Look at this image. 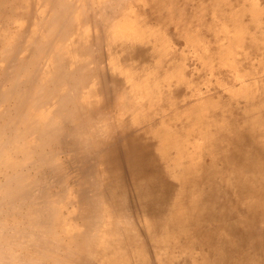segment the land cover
Listing matches in <instances>:
<instances>
[{
    "label": "bare ground",
    "instance_id": "1",
    "mask_svg": "<svg viewBox=\"0 0 264 264\" xmlns=\"http://www.w3.org/2000/svg\"><path fill=\"white\" fill-rule=\"evenodd\" d=\"M205 1L0 0V264H264V62L220 184L197 164L223 136L192 125L222 112L183 114L170 49ZM246 34L264 48V3Z\"/></svg>",
    "mask_w": 264,
    "mask_h": 264
},
{
    "label": "rangeland",
    "instance_id": "2",
    "mask_svg": "<svg viewBox=\"0 0 264 264\" xmlns=\"http://www.w3.org/2000/svg\"><path fill=\"white\" fill-rule=\"evenodd\" d=\"M262 3H264V0H206L202 3L203 9L200 12L196 10L197 16H194V19L190 16L186 17V39L182 38L180 44H174L173 42L171 44L170 52L172 56L174 50L182 53L183 62L187 67L184 86L188 97L184 102L185 110L183 114L188 117V113L193 111L194 108L206 109L209 110V113L212 110L222 112L211 122L200 119L192 125L197 135H200L201 132L211 137L213 143L215 137L223 136L214 155L209 150L204 155L203 147L199 144L201 160L197 166L202 180L205 172L211 176L210 179L215 178L214 180L218 184L228 177V172L224 169L220 159L229 153L232 143H236V137L229 131V127L233 125L232 120L241 117L240 107L246 102L243 97L246 94L255 96L254 92L258 90L259 78L257 77L258 67L256 63L264 62L262 58L264 48L258 49L255 46L247 45L246 42L249 36L246 34L240 37L239 35L243 33L247 26L248 10L259 7ZM187 29H189V32H187ZM256 51H259L262 57L255 58ZM242 56H246L248 59L243 60ZM248 60H254L253 67H245V62ZM236 71H238L236 75L244 71L247 77L243 81L235 76H233L235 80H229L216 73L223 72L235 75L234 72ZM196 99L201 102L192 101ZM189 108L192 109L188 110ZM171 112L173 111L171 110ZM202 140L207 143V138ZM189 149L191 148L189 147ZM210 167H214L212 168L214 171L209 172ZM187 168L191 169V167ZM185 178L188 196L195 194V190L205 189L201 186L204 182H199L197 186H193L190 185L195 182L194 179L191 180L193 176L185 175ZM236 180L239 181L237 177ZM192 187L195 190L191 189ZM237 197L239 198L237 200L238 204L245 205L247 201L253 199L254 194L243 196L241 193ZM171 205L172 203L170 207ZM256 209L260 210L257 207ZM234 213L239 216L244 215L236 207ZM159 219H161V215L156 214L155 220ZM153 230L154 234H158L159 225L155 224ZM196 264H198V261Z\"/></svg>",
    "mask_w": 264,
    "mask_h": 264
}]
</instances>
